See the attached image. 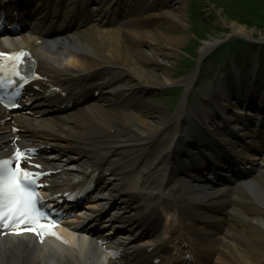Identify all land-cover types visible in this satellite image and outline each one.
<instances>
[{
	"label": "bare ground",
	"instance_id": "1",
	"mask_svg": "<svg viewBox=\"0 0 264 264\" xmlns=\"http://www.w3.org/2000/svg\"><path fill=\"white\" fill-rule=\"evenodd\" d=\"M33 2L25 13L52 7L38 33L47 35L52 28L60 33L32 46L47 81L40 91L53 96L68 86L74 93L96 89L98 94H85L86 102L75 110L43 117L7 115L0 106V154L11 151L15 126L23 136L16 137L18 142L41 147L43 164L57 171L55 192L82 177L103 178L91 199L95 205L89 206L113 202L105 222L117 238L109 246L122 248L117 261L123 264L166 262L184 238L211 264H264V165L255 162L264 161V82L258 83L262 90L255 84L259 74L250 73L251 81L236 73L234 79L225 77L191 107L188 91L214 43L204 41L197 65L182 80L184 95L169 113L141 98L173 82L166 63L174 60L182 36L167 30L181 31L182 0ZM33 15L43 18L44 13ZM231 29L248 37L238 22ZM34 37L7 42L30 45ZM52 84L60 91L50 90ZM246 158L254 160L243 162ZM239 163L247 167L240 181L214 176ZM210 164L217 165L215 170ZM161 208L170 218L140 231ZM61 235L62 240L43 243L26 234L0 237V264H118L89 234L62 229ZM135 235L145 239L136 244L130 239Z\"/></svg>",
	"mask_w": 264,
	"mask_h": 264
},
{
	"label": "rangeland",
	"instance_id": "2",
	"mask_svg": "<svg viewBox=\"0 0 264 264\" xmlns=\"http://www.w3.org/2000/svg\"><path fill=\"white\" fill-rule=\"evenodd\" d=\"M182 3L181 31L178 27L167 30L171 36H182L174 60L166 63L173 82L164 85L158 93L142 96V102L173 113L184 95L182 80L197 65L204 41L214 43L200 60L202 69L188 91L187 104L193 107L201 103L209 88H216L225 77L234 79V73L251 81L249 74L256 71L259 80L255 84L262 90L258 83L264 82V0H182ZM233 22L243 25L248 37L233 33ZM262 160L255 162L264 165Z\"/></svg>",
	"mask_w": 264,
	"mask_h": 264
}]
</instances>
